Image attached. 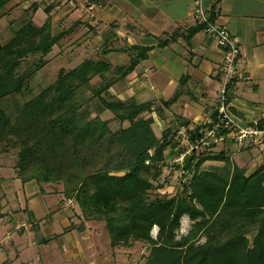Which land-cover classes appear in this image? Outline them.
Returning <instances> with one entry per match:
<instances>
[{
    "label": "trees",
    "instance_id": "obj_1",
    "mask_svg": "<svg viewBox=\"0 0 264 264\" xmlns=\"http://www.w3.org/2000/svg\"><path fill=\"white\" fill-rule=\"evenodd\" d=\"M9 1L0 0V12ZM60 37L52 35L47 17L41 25L23 22L10 39L0 41V152L18 149L15 169L21 181L62 182L61 192L75 200L85 220L105 221L112 248L147 243V264H264V166L245 175L224 152L202 153L193 163L192 149L179 164L191 174L183 191L149 198V177L160 175L166 148L179 145L176 131L167 127L157 137L151 127L153 102L136 104L109 91L146 58L148 47L134 46L139 53L126 66L112 68L95 58L60 69L56 80L13 117L5 111L2 101L27 87V73L17 70L22 61L40 53L43 66ZM85 90L91 92L89 98L83 96ZM91 99L128 125L112 131L98 115L88 118L84 107ZM189 133L192 144L202 136L199 130ZM177 152L180 156L184 147ZM206 160L224 164L203 169ZM184 215L193 223L177 238ZM153 226L158 227L155 237Z\"/></svg>",
    "mask_w": 264,
    "mask_h": 264
},
{
    "label": "crops",
    "instance_id": "obj_2",
    "mask_svg": "<svg viewBox=\"0 0 264 264\" xmlns=\"http://www.w3.org/2000/svg\"><path fill=\"white\" fill-rule=\"evenodd\" d=\"M194 1L10 0L0 24L8 27L12 11L23 12L24 19L31 17L38 25L49 17L52 35L61 37L44 60L52 61L56 52L53 60L58 62L75 57L74 67L95 58L112 68L126 66L139 53L134 46L148 47L146 58L109 91L114 87L113 96L136 104L153 102L151 116L160 134L171 127L181 147L185 141L193 146L189 131L201 132L216 116L225 58L215 37L196 22ZM202 1L210 15L214 9V19L239 47L237 74L227 86L229 109L242 123L264 126V0ZM229 146L222 152L231 161ZM184 149L182 159L188 154ZM259 149L249 174L264 165V145ZM3 156L0 264H121L117 248L100 252L98 223L85 220L74 199L35 180L22 182L14 162ZM153 227L157 234L158 227Z\"/></svg>",
    "mask_w": 264,
    "mask_h": 264
},
{
    "label": "rangeland",
    "instance_id": "obj_3",
    "mask_svg": "<svg viewBox=\"0 0 264 264\" xmlns=\"http://www.w3.org/2000/svg\"><path fill=\"white\" fill-rule=\"evenodd\" d=\"M6 6L2 11L6 9ZM2 11L0 12V15L2 14ZM10 15L11 17H10V20L8 21L7 28L4 29L2 25L0 24V41L1 42H6L8 39H10L14 31L18 29L19 26L23 22L27 21L26 19H24V17H22L23 12L12 11ZM28 20H31L34 22V20H32L31 17H29ZM52 55L56 56V52H53ZM55 56H52L51 58L52 61L50 62L46 61L49 63H45L43 66H41L39 62V59L42 57L40 53L31 54L22 61L20 67L17 70L19 73L20 72L22 73L24 71L27 73L26 74L28 77L27 87L24 89V91L21 94L11 95L5 98L1 104L3 108L5 109V111L11 117L14 116L16 111L26 101L35 97L42 89L51 85L56 80L60 69H64L65 71L72 69L74 67V64L77 62L75 60V57H73V60H69V61H67L68 59H64L63 57L61 58V60L59 59L60 61L58 62L57 60H53V57L55 58ZM91 83L96 84L97 79L93 78L91 80ZM111 89L112 90L110 91V93L113 91V94H115L116 93L115 88L112 87ZM83 96L85 98H89L91 96V92L85 90V92L83 93ZM84 108H86L85 111H87L88 118L98 115L101 119L107 120L108 127L112 131H115L119 129L120 127H125L128 125L127 121L120 122L119 120L115 119L114 114L110 110L104 109L103 107L101 108V103H99L97 99L89 100V102L85 105ZM166 118H168V116ZM169 118H171V115L169 116ZM165 124H166V121H165ZM151 127L155 135L159 137L161 135L160 125L158 123L157 124L152 123ZM253 139H254V142L247 143L245 141L242 144H239L238 142L234 141L233 138H229L228 140H225V141H222V140L215 141L214 139H212L207 144L198 145L197 148H193V146H190L185 141L182 143V147H186L188 156L192 155L193 153L192 149H194L195 152H194L193 163H195L198 157L203 155L202 153H204V155H207V154L218 155L222 151L225 152L226 151L225 147L227 145H230L229 149L227 150V153L233 157L231 159L232 164H236L238 166L240 165L239 167L241 168L244 167L245 175H248L249 172L247 169H249L252 166V164H255L254 159L255 157L259 155V151H260L259 146L264 145V139L259 138L258 136L253 137ZM179 148H181L180 145L173 150H170V148H166L164 161L160 163L158 167L160 169V175L154 179L149 177V179L153 183V188L150 189L149 191V198H152L154 195H163V194L174 195L177 192L183 191L184 184L189 181L191 174L183 173L179 166V164L182 162V157L178 156L177 154L178 153L177 151ZM17 150H18L17 148L16 149L12 148L7 152H0V155L2 156L4 155L3 157H5L7 160H11L10 161L11 164H12V161L15 164L18 159ZM212 165L222 166L223 163L218 162V161L208 160L202 165V168L209 170L211 169ZM246 171L248 173H246ZM122 173L123 171L118 172L117 174H122ZM42 184L47 185L48 187L54 190L61 189V191H63V187H64L62 182H51V183H42ZM76 209L79 211V208H76ZM82 217H83V214H82ZM95 221L96 223H98L97 224L99 226L98 229L100 230V235H99L100 252L102 251L110 252L111 246H110V240L108 236V230H107L106 223L105 221H102V220H95ZM192 223H193L192 221L183 217L181 219V226L176 232L177 238H179L181 235L186 234L188 230L191 228ZM151 234L155 235L156 231L153 229L151 231ZM254 235H255V231L250 232L248 234L249 239L251 240L254 237ZM204 240H205V237H202L200 238L199 241L201 242ZM115 248L118 249L117 256L120 259H122L121 264H146L147 255L149 253V245L147 243L142 242V241H137V242L131 243L130 246H118ZM84 264H90V263H84Z\"/></svg>",
    "mask_w": 264,
    "mask_h": 264
},
{
    "label": "built area",
    "instance_id": "obj_4",
    "mask_svg": "<svg viewBox=\"0 0 264 264\" xmlns=\"http://www.w3.org/2000/svg\"><path fill=\"white\" fill-rule=\"evenodd\" d=\"M193 16L198 24L204 25L206 33L215 37L217 44L224 49L225 58L222 65L224 82L219 91V105L217 107L216 120L209 121L212 124L200 133L202 136L194 142L193 148L198 145L209 143L210 140H228L233 138L239 144L254 142L253 137L258 136L264 139V126H260L258 121L242 123L229 109L228 105V84L232 82L236 73V62L239 57V47L237 41L228 30L220 25L215 19L210 17V13L204 7L202 0H195L193 4Z\"/></svg>",
    "mask_w": 264,
    "mask_h": 264
},
{
    "label": "bare ground",
    "instance_id": "obj_5",
    "mask_svg": "<svg viewBox=\"0 0 264 264\" xmlns=\"http://www.w3.org/2000/svg\"><path fill=\"white\" fill-rule=\"evenodd\" d=\"M153 229H156V227H153Z\"/></svg>",
    "mask_w": 264,
    "mask_h": 264
}]
</instances>
